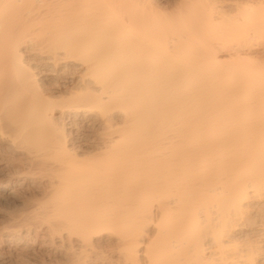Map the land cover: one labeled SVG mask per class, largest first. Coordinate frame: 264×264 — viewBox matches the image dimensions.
<instances>
[{"label":"bare ground","instance_id":"bare-ground-1","mask_svg":"<svg viewBox=\"0 0 264 264\" xmlns=\"http://www.w3.org/2000/svg\"><path fill=\"white\" fill-rule=\"evenodd\" d=\"M263 45L264 0H0V200L78 254L264 264Z\"/></svg>","mask_w":264,"mask_h":264},{"label":"rangeland","instance_id":"rangeland-1","mask_svg":"<svg viewBox=\"0 0 264 264\" xmlns=\"http://www.w3.org/2000/svg\"><path fill=\"white\" fill-rule=\"evenodd\" d=\"M260 48L263 49L264 45L261 46ZM254 55H255L254 58L249 59L252 62V65H259L262 68H264V53L260 52V54L255 53ZM12 168L14 170H12ZM15 169H16V166L14 165L8 168L7 169L8 171H6V173L8 172L7 175L9 176L10 174L14 173L16 171ZM8 176L3 177V179L1 178L4 184L7 183ZM13 186L15 190L17 191L16 193L18 194V197H17L18 199H16V201L15 200H7V201L0 200V252L1 254H3L1 257L3 258L5 257L4 259L7 258L5 260L6 264H74L73 261L75 262V264L76 262L78 264V261L82 260L83 258L86 259L85 264H125L126 262L125 257L124 255L121 254V252L117 248L119 243L117 242L116 244V239L114 236L115 233L113 232L112 233L114 235L113 236L112 234L110 235L109 241H107L104 244L101 243L102 245L100 244L98 247H96L95 251L89 254L86 253L87 257L85 253L78 254L79 250L76 247L77 240H74L72 243L69 244L67 240L60 242L59 238L55 236L56 238L53 240L55 244H52L51 242H49L47 239H45V237L48 236L46 235L47 234L46 233L47 223L40 224L41 221H40V218H38L39 215H36L35 213L36 211H38L39 208H41V204H42L41 202L43 201L42 198L37 197L36 195L37 193L33 189H30L27 187L24 188V186L22 185L20 186L16 184H13ZM24 189H26V191H24ZM34 195L35 197L33 198ZM20 198L23 199L24 201L22 202ZM39 198H41V200L38 201ZM13 201H15L16 203L15 202L13 203ZM28 201H31V202H28ZM24 202L26 203V205ZM32 203L35 206H33ZM37 203H39L40 205ZM41 210L39 209V212H41ZM24 216L25 217L27 216V217L25 218ZM124 223L125 224L123 226L119 227L118 229L119 231L121 230L127 231V229H129L130 222L127 219H125ZM17 231H19L21 237L23 238L20 239L19 237H15L11 239L12 241L8 240V237H7L8 234L13 233V232L17 233ZM44 241H46L47 243ZM49 243L50 245L52 244V246L48 245ZM62 243L65 245H63ZM71 244L72 246L75 247V248L73 247L74 253L73 251L72 252L70 251L68 254L73 253L76 255L73 256L71 254L69 255L70 257H66V255L64 256L65 254L64 248L65 249L66 247L70 248ZM61 246L64 248L62 249ZM57 247H60L59 250ZM48 248L51 250H49ZM54 248H55V251L57 249L56 252L53 250ZM54 252L58 254H55ZM76 259L78 260L76 261Z\"/></svg>","mask_w":264,"mask_h":264}]
</instances>
